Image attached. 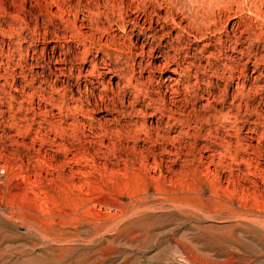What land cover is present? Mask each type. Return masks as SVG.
<instances>
[{
  "label": "rangeland",
  "instance_id": "1",
  "mask_svg": "<svg viewBox=\"0 0 264 264\" xmlns=\"http://www.w3.org/2000/svg\"><path fill=\"white\" fill-rule=\"evenodd\" d=\"M115 1L0 0V264H264V0Z\"/></svg>",
  "mask_w": 264,
  "mask_h": 264
},
{
  "label": "bare ground",
  "instance_id": "2",
  "mask_svg": "<svg viewBox=\"0 0 264 264\" xmlns=\"http://www.w3.org/2000/svg\"><path fill=\"white\" fill-rule=\"evenodd\" d=\"M106 2H105V6H106V9H108V11H109V13H110V15H112V17H113V19H115V18H123V20H126V18H127V16H128V14H131V15H133L134 13L136 14L137 13V15L139 14V15H145L146 17L147 16H151V15H153L154 13H157L158 11H162L163 9H168V11L169 12H171L172 11V13H175V11H174V5H173V3H172V0H171V2L170 3H168L169 2V0H168V4H171L170 5V7H168V8H166V7H163L162 6V4H160V2H158V0H157V2L159 3V5L157 4V6L156 7H154V5H156V4H154L153 5V7H151L152 9H149V8H144V9H142L143 8V6H139L138 5V7H140V8H138V9H136V12H134V10L132 11V8L129 6H127V9L125 10L124 9V7H125V5H124V7H123V5H120V6H122L123 8H120L119 7V5L117 4V1H115V0H105ZM131 1V0H130ZM152 1H154V0H152ZM151 1V2H152ZM167 1V0H166ZM96 2V1H95ZM110 2H113L112 4L113 5H110ZM121 2H123V1H121ZM129 2V1H128ZM127 2V3H128ZM138 2V1H137ZM137 2H136V4H137ZM164 2V1H163ZM125 3V2H124ZM131 4H134V0H132L131 2H130ZM162 3V2H161ZM166 3V4H167ZM228 3V2H227ZM226 3V4H227ZM92 4V3H91ZM93 4H98V3H93ZM100 4V3H99ZM98 4V5H99ZM123 4V3H122ZM135 4V5H136ZM164 4V3H163ZM68 5H70V4H68ZM71 6V5H70ZM69 6V7H70ZM78 6V5H77ZM81 6V5H80ZM79 6V7H80ZM87 6H89L90 7V5H88L87 4ZM134 6V5H133ZM144 6H145V4H144ZM149 6V5H148ZM147 6V7H148ZM72 7V6H71ZM83 7H84V5H83ZM85 7H86V5H85ZM98 7H100V5L98 6ZM103 7V6H102ZM174 7V8H173ZM76 8V7H75ZM72 10L74 9V8H71ZM79 10H80V8H78ZM84 9H86V8H84ZM89 9V8H88ZM175 9H177V8H175ZM72 10L70 11V12H72ZM219 10L220 11H222L220 8H219ZM228 10V9H227ZM231 10V9H230ZM73 11H75V10H73ZM77 11V10H76ZM81 11V10H80ZM86 11H88V10H86ZM91 11V10H90ZM229 12V11H228ZM83 13H85V12H83ZM83 13H81V14H83ZM179 13H181V14H183L181 11H179V9H177V11H176V15H178ZM86 14V13H85ZM123 14H126L127 16H125L124 17V15ZM79 15V14H78ZM130 15V16H131ZM175 15V14H174ZM196 15V14H195ZM225 15H227L226 14V10H223L222 12H220V17H219V19H220V21H221V19L222 18H224L225 17ZM129 17V16H128ZM137 18V17H136ZM184 20V19H183ZM87 21V20H86ZM131 21V20H130ZM147 21H148V19H147ZM153 21V20H152ZM89 22V21H88ZM115 21H113L111 24H113ZM139 22V21H138ZM92 23V22H91ZM102 23V20H100L99 22H98V24H101ZM115 24H118V23H116L115 22ZM92 25L90 24V23H88V27H91ZM135 26V25H134ZM137 26V25H136Z\"/></svg>",
  "mask_w": 264,
  "mask_h": 264
},
{
  "label": "built area",
  "instance_id": "3",
  "mask_svg": "<svg viewBox=\"0 0 264 264\" xmlns=\"http://www.w3.org/2000/svg\"><path fill=\"white\" fill-rule=\"evenodd\" d=\"M5 173V171H4V169H2L1 171H0V176L2 177V175Z\"/></svg>",
  "mask_w": 264,
  "mask_h": 264
}]
</instances>
